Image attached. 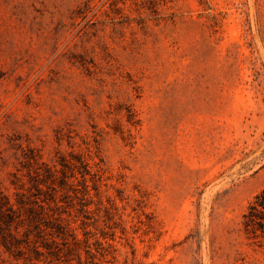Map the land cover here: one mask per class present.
I'll return each instance as SVG.
<instances>
[{
    "label": "rangeland",
    "instance_id": "374dc122",
    "mask_svg": "<svg viewBox=\"0 0 264 264\" xmlns=\"http://www.w3.org/2000/svg\"><path fill=\"white\" fill-rule=\"evenodd\" d=\"M264 0H0V264H264Z\"/></svg>",
    "mask_w": 264,
    "mask_h": 264
},
{
    "label": "trees",
    "instance_id": "16d2710c",
    "mask_svg": "<svg viewBox=\"0 0 264 264\" xmlns=\"http://www.w3.org/2000/svg\"><path fill=\"white\" fill-rule=\"evenodd\" d=\"M246 230L264 235V189L256 195L244 215Z\"/></svg>",
    "mask_w": 264,
    "mask_h": 264
}]
</instances>
